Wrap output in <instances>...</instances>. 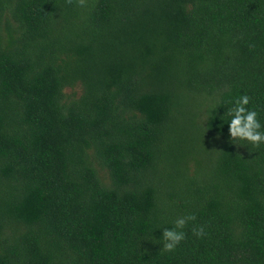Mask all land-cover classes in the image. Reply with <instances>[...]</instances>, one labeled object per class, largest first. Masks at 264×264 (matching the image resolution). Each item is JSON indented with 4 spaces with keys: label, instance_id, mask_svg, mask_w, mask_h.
Here are the masks:
<instances>
[{
    "label": "trees",
    "instance_id": "obj_1",
    "mask_svg": "<svg viewBox=\"0 0 264 264\" xmlns=\"http://www.w3.org/2000/svg\"><path fill=\"white\" fill-rule=\"evenodd\" d=\"M245 94L264 131V0H0V264H264Z\"/></svg>",
    "mask_w": 264,
    "mask_h": 264
},
{
    "label": "clouds",
    "instance_id": "obj_2",
    "mask_svg": "<svg viewBox=\"0 0 264 264\" xmlns=\"http://www.w3.org/2000/svg\"><path fill=\"white\" fill-rule=\"evenodd\" d=\"M67 4H72L73 0H66ZM78 7H88V0H75ZM250 102L248 95H242L234 101L232 107L227 110L230 117L228 123V133L231 140H242L250 143L254 147L264 144V131H261V123L258 120V113L255 110H249L246 106ZM240 146V144H236ZM195 215L178 217L174 222V227L164 228L162 239L164 241L162 250L172 252L176 246L185 239V233L182 229L190 221H195ZM193 235L202 237L205 235L204 226L192 228Z\"/></svg>",
    "mask_w": 264,
    "mask_h": 264
}]
</instances>
